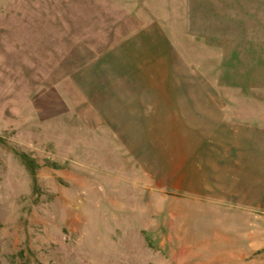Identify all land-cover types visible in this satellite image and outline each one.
Returning <instances> with one entry per match:
<instances>
[{"label": "rangeland", "instance_id": "374dc122", "mask_svg": "<svg viewBox=\"0 0 264 264\" xmlns=\"http://www.w3.org/2000/svg\"><path fill=\"white\" fill-rule=\"evenodd\" d=\"M259 1L0 0V264H264Z\"/></svg>", "mask_w": 264, "mask_h": 264}, {"label": "crops", "instance_id": "0c3cea01", "mask_svg": "<svg viewBox=\"0 0 264 264\" xmlns=\"http://www.w3.org/2000/svg\"><path fill=\"white\" fill-rule=\"evenodd\" d=\"M262 3H263V5H264V0H263V1L260 0V1H259V4H260V5H262Z\"/></svg>", "mask_w": 264, "mask_h": 264}]
</instances>
